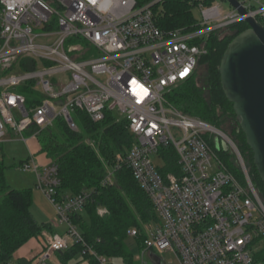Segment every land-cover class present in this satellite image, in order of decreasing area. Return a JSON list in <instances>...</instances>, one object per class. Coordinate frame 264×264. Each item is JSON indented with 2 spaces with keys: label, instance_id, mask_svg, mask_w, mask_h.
Here are the masks:
<instances>
[{
  "label": "built area",
  "instance_id": "1",
  "mask_svg": "<svg viewBox=\"0 0 264 264\" xmlns=\"http://www.w3.org/2000/svg\"><path fill=\"white\" fill-rule=\"evenodd\" d=\"M156 1L139 6L136 0H0V143L7 132L27 143L36 137L32 128L50 127L57 117L76 131V111L92 122L107 112L125 118L135 141L116 161L130 169L158 218L146 229L141 264H148L145 256L151 253L164 264L159 253L169 251L180 264H263L250 246L254 238L264 239V205L238 149L211 124L177 111L167 94L194 75L209 33L249 16L264 20V0H237L244 14L215 2L199 4L201 28L192 31L160 29L152 10ZM70 37L85 44L66 48ZM20 87H39L30 107ZM218 136L235 151L243 183L210 145ZM168 147L175 151L177 169L161 173L166 163L160 150ZM20 168L33 170L56 224L66 227L63 233H44L29 264H55L57 253L84 243L71 215L83 210L88 194L57 199V165L51 160L39 165L29 156ZM111 178L112 171L102 182ZM85 251L91 257L85 261L110 264L94 250Z\"/></svg>",
  "mask_w": 264,
  "mask_h": 264
},
{
  "label": "trees",
  "instance_id": "2",
  "mask_svg": "<svg viewBox=\"0 0 264 264\" xmlns=\"http://www.w3.org/2000/svg\"><path fill=\"white\" fill-rule=\"evenodd\" d=\"M151 1L154 0H136L139 6ZM213 2L157 0L152 10L160 29L192 31L201 28L193 9L199 4L209 6ZM260 22L264 25L263 19ZM247 27L246 22L241 21L209 33L204 41L206 52L199 57L194 75L172 88L167 101L180 113L200 118L222 133L233 136L250 180L258 194L263 196L264 204V183L254 167L252 152L235 119L232 103L226 99L219 81V63L227 44ZM220 33L223 35L219 36ZM201 64L206 65L204 87L195 80L197 67ZM73 116L78 125L76 131L71 130L63 118L57 117L53 123H58L57 131L52 125L39 131L32 128L29 133H37L40 152L57 165L59 185L56 198L87 192L83 210L71 215V222L79 230L86 247L107 257L110 264H115V259H122V264H133L125 242L128 231L137 229L138 234L134 238L141 248L147 227L158 220L153 203L133 178L130 169L125 163L116 161L118 154L124 156L128 152L135 141L134 136L128 129L127 120L117 118L111 112H107L100 122H92L82 111H76ZM215 144L210 143L225 169L243 183L244 176L235 154L230 150L217 149ZM3 156L0 147L1 263L11 260L15 251L29 239L50 229L49 224L36 222L30 212L31 190L13 189L6 185L1 162ZM160 156L166 163L160 168L161 173L176 171L177 156L173 148L161 149ZM110 171L111 182L104 184L102 181ZM84 243H74L68 250L57 253L60 264H78L91 258L87 251L83 252L86 249ZM254 258L259 256L254 255ZM20 261L29 264L28 260ZM90 261L94 263L93 259Z\"/></svg>",
  "mask_w": 264,
  "mask_h": 264
},
{
  "label": "water",
  "instance_id": "3",
  "mask_svg": "<svg viewBox=\"0 0 264 264\" xmlns=\"http://www.w3.org/2000/svg\"><path fill=\"white\" fill-rule=\"evenodd\" d=\"M226 1L238 12H246L237 0ZM245 22L248 27L227 44L222 54L219 81L226 99L232 103L235 119L252 152L254 167L264 183V25L251 16ZM221 139L220 149L228 151L229 142ZM150 260L152 264L160 262L155 253L150 254Z\"/></svg>",
  "mask_w": 264,
  "mask_h": 264
},
{
  "label": "rangeland",
  "instance_id": "4",
  "mask_svg": "<svg viewBox=\"0 0 264 264\" xmlns=\"http://www.w3.org/2000/svg\"><path fill=\"white\" fill-rule=\"evenodd\" d=\"M214 2L221 5L225 11L232 10V7L226 0H214ZM193 15L196 19L200 20L201 10L198 7L194 8ZM222 35L223 33L219 34V36H222ZM78 43L85 44L83 40H80L76 37H70L66 41V48L76 45ZM205 66L206 65L201 64L200 66L197 67V70H196L197 73H196L195 80H197L198 84H200L201 87H204L205 82H206L205 81V76H206ZM102 78L104 79L105 76H102ZM35 90H31L28 87H20L17 89V91L23 93L27 97L28 107L31 106V101L33 99H37L39 97V94H38L39 87H37ZM54 125H53V130L57 131L58 123L55 122ZM23 135L25 137H29L28 133L26 132ZM224 135H226L234 143L233 138H232L233 136L227 133H225ZM217 140H218L217 146H218V149H220V141L222 139L221 137L218 136ZM1 147L4 152V156L1 162L3 163V167H4L3 176H4L6 185H8L10 188H13V189H30L31 190V204H30L29 209L39 224L54 220V218L56 217L54 208L51 202L44 196L42 191L36 187V179H35L33 170H22L20 168L21 161L27 159L28 157V147L34 150V153L38 157L37 159L38 164L44 165L43 163L45 162H44L43 153L39 152L38 150L37 140L35 138H28V141L25 144L19 137L17 136L15 137L14 135H11L10 133H8V135L5 137V140L2 142ZM229 150L233 152L236 156L235 151L231 147ZM233 176L235 177V175ZM235 178L238 179L237 177ZM99 211H101V209ZM63 228L65 227L64 226L59 227V231H61ZM252 241L253 242L250 248H251V252L253 256L258 255L259 258H256V260L261 261L264 264V239L254 238ZM125 242H126L128 251L132 254V263L141 264V255H140L141 248H139V245L136 239L134 238V236H131V235L127 236ZM159 256L163 260L164 264H180L176 255L171 251L159 253ZM145 260L148 262V264L149 263L151 264L150 259L147 256H145ZM11 261L15 263L17 262V259L15 257H12ZM114 262L115 264H122L123 260L115 259ZM78 264H91V263L84 260V262H80Z\"/></svg>",
  "mask_w": 264,
  "mask_h": 264
},
{
  "label": "crops",
  "instance_id": "5",
  "mask_svg": "<svg viewBox=\"0 0 264 264\" xmlns=\"http://www.w3.org/2000/svg\"><path fill=\"white\" fill-rule=\"evenodd\" d=\"M8 135H5V137ZM5 137L3 138V141L5 140ZM33 138V137H32ZM36 139V137H34ZM37 140V139H36ZM2 141V142H3ZM28 141V140H27ZM2 142L0 143V147L2 145ZM38 142V141H37ZM26 144V143H25ZM2 149V147H1ZM38 150H39V144H38ZM3 152V149H2ZM40 152V150H39ZM43 153V152H42ZM4 154V152H3ZM32 156L36 161L38 159V157L36 156V154L34 153V150H32L30 147H28V157ZM27 157V158H28ZM43 157H44V162L43 164H46L50 161V159L46 156L45 153H43ZM26 160V159H25ZM40 190V189H39ZM43 193V192H42ZM45 196V195H44ZM46 197V196H45ZM33 215V214H32ZM34 217V216H33ZM35 219V218H34ZM36 220V219H35ZM37 222V221H36ZM46 224H49L50 229L49 230H43L42 233L40 234V236L38 237H33L31 239H29L24 245H22L20 248H18L13 257H15L17 260L18 259H25V260H29L31 259L40 249L42 242H44L43 240V234L44 233H54V232H59V233H63L66 229V227L64 225H57L56 224V217L54 218V220H51L49 222H44ZM64 226L65 228H63L61 231H59V227ZM84 262V261H82ZM54 263L55 264H60L57 255H55L54 257Z\"/></svg>",
  "mask_w": 264,
  "mask_h": 264
}]
</instances>
